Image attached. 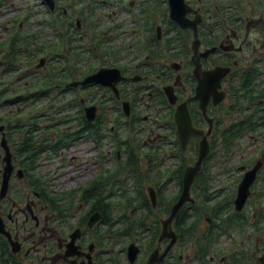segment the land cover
<instances>
[{"label":"flooded vegetation","instance_id":"obj_1","mask_svg":"<svg viewBox=\"0 0 264 264\" xmlns=\"http://www.w3.org/2000/svg\"><path fill=\"white\" fill-rule=\"evenodd\" d=\"M115 1L119 10L104 11L100 18L108 41L99 59L100 69L120 72L117 94L102 85L72 86L93 73L74 76V62L81 63L69 27L50 29L46 49L38 59L34 54V66L15 74L10 71L9 46L0 48V264H264L263 226L242 241L232 233L230 247L223 251L188 250L182 211L195 199L165 230L201 143L206 140L210 151L191 195L214 191L209 170L224 143L221 133L241 120L242 109L264 116V0H185L190 9L186 18L195 22L187 29L171 20L169 0ZM72 6L56 0L52 13L63 18ZM123 13H129L128 21H120ZM59 30L68 31L66 38L55 32ZM84 38L79 36L81 44ZM63 51L66 59L58 57ZM84 54L86 63L89 49ZM91 107L93 122L87 113ZM179 110L182 124L193 130L186 148L178 128ZM252 126L263 129L264 118ZM258 134L247 133L241 140L250 137L264 146ZM70 139L98 144L108 140L118 162L109 185L96 179L82 191L78 211L73 200L53 193L52 179L43 175L45 154ZM129 146L151 175L144 198L136 195L135 187L131 197L124 193L119 167L132 157ZM183 166L180 186L176 177ZM251 169L240 167L244 174ZM170 185L178 191L170 193ZM201 254H206L204 259Z\"/></svg>","mask_w":264,"mask_h":264},{"label":"trees","instance_id":"obj_2","mask_svg":"<svg viewBox=\"0 0 264 264\" xmlns=\"http://www.w3.org/2000/svg\"><path fill=\"white\" fill-rule=\"evenodd\" d=\"M109 1L110 0H79L77 1L79 3H76V0H67V2H71L73 6L68 16H64L63 18H61L59 15L50 13L49 9L46 8V12L48 15L47 18H49V20L46 19V21L42 24L43 30H49L50 32V29L57 25L69 27L74 31L76 42H79L80 44L81 40L79 39V36H85L84 41L82 42L83 44H81L80 47L77 46L76 42L74 44L76 56L75 58L79 59V62L81 63L80 65H77L78 61L74 62L75 70L73 69V74L75 77H77L78 74H80L81 77H84L88 74L98 71L100 67H102L100 63V67L96 68L93 62L100 61L99 55L101 47H103L105 45V42L108 41L106 38H104V31H102L103 24L101 23V20L99 18L103 16L102 14L104 11L106 12L107 10H109V8L105 7L106 4L109 3ZM80 6L86 7L85 9H80ZM111 10L114 11L115 9L111 8ZM100 13L101 17H99ZM77 17H79V20H81L82 29L80 30L78 29L75 21ZM55 32L57 34L61 33V37L64 38H66L68 33L67 30H59ZM16 33L17 34H15V36L12 38V40H10L8 44L10 49V71L15 73L20 72L21 69H28L34 66V54L38 59V57L40 56V52L46 49V40L49 38L48 36L46 40L44 39L45 42H39V38L37 36L28 32L23 33L22 29H17ZM28 34L30 35L29 39L27 38ZM60 40V45L63 44L64 46H66L65 40ZM86 49H89V60L88 62L83 63V59H86V55L84 54V50ZM58 57L66 59L67 54L63 51L62 54H60ZM241 106L242 104L239 105V107ZM263 118L264 116L262 115L245 114L243 108L241 120L234 124L233 129L231 127L230 129H226L221 133L224 143L219 145V152L224 153L225 155H229L232 152L233 148L236 147L241 141V138L244 137V135L247 133H259L258 137L264 138V128L256 129L253 126L249 127V124H251L252 122L261 121ZM63 145L66 144H58L53 147V150ZM123 145H125L124 142L119 143V150H125L122 147ZM47 147L50 146H46L44 147V149H47ZM128 149H131L128 152L131 153L132 157L126 162V164L125 162H123L125 165L119 167V169H122L121 173L124 176L122 184V186L125 188L124 193L127 196L131 197V192H134L133 189L135 187L136 195H138V197L140 198H144L146 196L145 185L151 175L150 173L147 174L140 166L139 159L135 157L137 151L130 146L128 147ZM179 150L181 151V149ZM122 152L125 153L126 150ZM182 163L184 164V159H182ZM184 169L185 166L181 167V169H179L180 173L176 177L177 182L180 186H182ZM173 173L172 177L174 178ZM113 175L114 174L112 170L105 171L97 179H104L106 180L107 185H109L111 177ZM128 179H132L133 181L134 186L132 187V189H127L129 188L127 187ZM200 183L201 180L198 181V185ZM221 194V190L216 192L215 194L204 191L203 199L201 202L195 203L194 205L185 206L184 210L182 211L185 214V235L187 237L188 243H191L192 247L198 248L199 251H205V253L213 249L223 251L222 240L225 238L229 239L231 234L234 232H237L239 235H244L247 230V225L250 223V221L252 222V233L258 234L263 228L262 224L264 222V212L262 208L254 213L253 216H247L245 214L247 208L242 213H237L235 212L233 202L230 201L229 198H222L219 201V198L221 197L218 196H220ZM258 194L264 197V190L259 191ZM177 198L178 197L171 199L170 207L173 206ZM126 199L128 200L127 202L131 205L132 200H129L130 198L128 197H126ZM204 213H211L213 217L212 224L207 229L202 230V214ZM221 255H225V253H221ZM205 256L206 254H201L202 259H204Z\"/></svg>","mask_w":264,"mask_h":264},{"label":"rangeland","instance_id":"obj_3","mask_svg":"<svg viewBox=\"0 0 264 264\" xmlns=\"http://www.w3.org/2000/svg\"><path fill=\"white\" fill-rule=\"evenodd\" d=\"M79 0H76V3ZM86 6H80V9H85ZM107 8L119 10V7L115 0H110L106 4ZM46 6L43 5L42 0H0V48L7 47L10 40L17 31V27L22 26L24 32L29 31L39 38V42H45L48 36H51L49 30H43L42 24L49 20ZM68 8V7H67ZM79 10V9H78ZM103 15V14H102ZM119 19L121 22L128 21L130 19L129 13H123ZM101 17V13L100 16ZM77 20L79 17L76 18ZM100 19V18H99ZM98 19V20H99ZM75 20V21H77ZM118 20V19H117ZM41 36V37H40ZM45 39V40H44ZM2 51H0L1 53ZM93 64L96 68L100 67V61H95ZM15 74V72H12ZM260 141H256L253 138L246 137L241 140L236 147L233 148L229 155L216 152L217 157L211 163L210 174L212 175L210 181V189L214 188L212 194L218 191H222L223 198H229L230 201H234L237 195L238 186L243 180L244 173L240 171L241 166L246 168H253L258 161L263 162V168L259 174V178L253 190V195L250 199V204L246 209L245 214L247 216H253L254 213L261 208L264 212V197L259 195V191L264 190V150ZM45 154V165L43 167L44 177L52 179L51 188L53 193L62 195L63 197L70 198L76 203V211H78L81 201L82 191L90 186L96 179L101 176L105 171H114L117 168L118 162L113 158L116 148L108 140L102 141L101 144H97L94 140H77L72 142L68 140L66 145L60 146L57 149L49 151ZM121 153V161H123L124 153ZM173 160H169V166H171ZM195 160L192 161L189 166H194ZM144 169V168H143ZM124 176H122V179ZM126 179V177H125ZM134 186L132 179H128L127 189H132ZM169 192L175 193L177 187L175 185L169 186ZM77 192V193H75ZM133 193V192H131ZM73 197H69L71 195ZM233 197V198H232ZM191 198L198 202L203 199V192H194ZM155 200V199H154ZM211 204V203H209ZM212 214H202V230L207 229L212 224ZM211 219V223L207 224V219ZM208 225V226H207ZM264 227V222L262 224ZM252 222L247 225V230L244 235H239L238 240H244V236L252 233ZM230 239L222 240V248L228 249L230 247ZM188 250H194V247L188 248Z\"/></svg>","mask_w":264,"mask_h":264},{"label":"water","instance_id":"obj_4","mask_svg":"<svg viewBox=\"0 0 264 264\" xmlns=\"http://www.w3.org/2000/svg\"><path fill=\"white\" fill-rule=\"evenodd\" d=\"M42 2L49 8L50 11L53 12L55 10L56 0H42ZM169 4H170V18L172 21L176 22L180 27L184 29L195 27V22H190L186 18V14L190 11V9L186 6L185 0H169ZM43 63L44 61L41 60L39 66H42ZM121 79H122L121 74L117 69H100L97 72L87 76L81 83H74L72 84V86H77L79 84L83 86L102 85L104 87L112 88L117 94L118 91L116 89V85ZM94 110H95L94 107L87 109L88 118L92 122L95 121ZM182 113H183L182 110H179L177 113L178 124H179L178 128L181 136L182 146L183 148H186L187 140L189 136L193 134V130L192 128H190L189 125L184 126L180 121V119L183 117ZM200 133L201 132L199 133L196 132L195 134L198 135ZM209 151H210L209 145L205 140L204 142L201 143L199 157H198V161L196 162V165L194 167L187 168L185 172L183 191L179 197L178 202L173 206L170 217L165 222V230L169 227V225L172 224L174 218L176 217L180 209L187 203L193 202V199L191 198V187L194 182V178L201 169L202 162L209 154ZM261 169H262V163L258 162L251 170L247 171L244 174L243 180L238 186L237 195L234 200V207L236 212L241 213L244 210L248 200L252 195L251 189L254 183L256 182L258 172ZM151 197L153 199V194H151ZM173 242L174 241H172V244ZM134 254H136V251L134 252Z\"/></svg>","mask_w":264,"mask_h":264},{"label":"bare ground","instance_id":"obj_5","mask_svg":"<svg viewBox=\"0 0 264 264\" xmlns=\"http://www.w3.org/2000/svg\"><path fill=\"white\" fill-rule=\"evenodd\" d=\"M204 142V141H203Z\"/></svg>","mask_w":264,"mask_h":264}]
</instances>
